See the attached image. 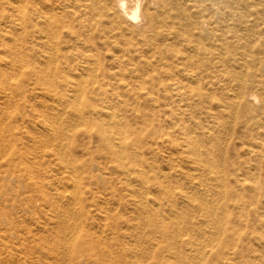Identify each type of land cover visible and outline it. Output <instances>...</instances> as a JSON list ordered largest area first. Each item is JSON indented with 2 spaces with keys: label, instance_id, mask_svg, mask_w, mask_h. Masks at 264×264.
<instances>
[{
  "label": "rangeland",
  "instance_id": "374dc122",
  "mask_svg": "<svg viewBox=\"0 0 264 264\" xmlns=\"http://www.w3.org/2000/svg\"><path fill=\"white\" fill-rule=\"evenodd\" d=\"M22 2L25 5L27 1ZM15 3L0 0V154L2 148L9 151L0 155V264H72L69 232H73L76 211L82 203L88 204L95 221L102 222L105 217L113 224L125 221L120 227L122 239L133 251L132 264H167L146 243L132 240L129 231L143 225L145 215L171 221L190 214L193 207L187 205L185 195L205 187L238 190L249 199V238L242 243L243 257L235 256L229 264H264V107L260 109L257 103L252 114L244 112L250 90L241 92V84L232 74H212L202 68L192 73L182 60L191 47L181 40L175 44L179 57L167 55L161 61L158 54L144 55L148 53L145 45L144 53L124 55L99 31L92 39L85 29H80L84 33L80 40L65 31L61 37L51 35L50 46L43 47L37 43L36 31L32 45L16 19ZM57 40L58 54L67 53L68 60H52ZM30 46L34 47L37 65L46 63L43 55L51 52L50 64L63 67L68 75L35 74L27 62ZM89 52L95 56L88 61L84 53ZM4 56L20 58L24 63L21 71L12 73L2 60ZM234 65L222 66L233 70ZM83 70L90 75L87 79L81 76ZM1 79H8L10 90ZM70 80H80L85 86L83 101L89 100L90 107L86 106L83 119L75 108L78 102L71 99ZM249 82L252 84L251 79ZM92 84L94 91L89 89ZM50 85L64 98L55 99ZM253 91L264 100V75L254 83ZM234 93L239 98L235 99ZM108 108L127 131V168L121 166L103 137L102 123ZM58 126L69 129L61 143L52 140L54 128L62 131ZM188 136L195 139L193 146L200 149L208 168L193 161L191 150L183 145ZM65 164L77 166L78 175L73 172L77 177L72 179ZM76 178L80 186L73 189ZM230 209L234 213L237 210ZM127 223L133 228L127 229Z\"/></svg>",
  "mask_w": 264,
  "mask_h": 264
},
{
  "label": "bare ground",
  "instance_id": "6f19581e",
  "mask_svg": "<svg viewBox=\"0 0 264 264\" xmlns=\"http://www.w3.org/2000/svg\"><path fill=\"white\" fill-rule=\"evenodd\" d=\"M26 1L24 5L22 0H16V16H18L16 19L23 25L22 27L27 32L28 41L32 45L35 42L34 36H36V31L38 32L36 36L37 43L39 47H43V45L50 46L51 35L61 37L65 31H68L72 38L80 40L84 35L80 29H85L92 39L95 36L94 33L99 31L102 38L110 40L113 46L119 47L124 55L127 52L134 54L144 53L142 46L145 45L148 53L144 55L153 57L158 54L157 56L161 61L167 58V55L179 57L180 51L175 47V44L178 42L177 40H181L188 47H191V52H185L182 57L184 67H190L192 73L198 72L195 68H202V70L208 73L211 72L212 74L217 71L219 73L232 74L238 78V82L241 84V92L246 93L247 90H250L247 99L249 100V105L244 109V112L252 114L254 112L253 104L256 105L257 103H259L260 109L264 107V100H261L260 96L253 91L254 83H256L259 76L264 75V0ZM172 39L173 41H170ZM58 45H60V40H57L53 46L56 47V51L53 52L54 57L52 60L59 57L68 60L67 53L58 54ZM27 52L28 67L35 74H44L47 77L55 73L68 75L63 67L58 68L50 64L51 52L43 55L44 59L42 58V61H47H45L46 63L38 64L39 66L36 63L37 58L34 56V47H28ZM84 56L89 61L95 54L89 52L84 53ZM48 59L50 60L48 61ZM2 60L5 61L4 63L7 64L6 66L9 67L12 73H19L24 66L20 58L5 57ZM228 63L231 65L235 64V69L228 70L222 66ZM97 66L95 65V67ZM80 73L83 78L90 76L85 70ZM247 79L249 81L251 79L252 84H250L251 82L247 84ZM1 82L10 90L8 79H1ZM68 86L72 92L70 93L71 99L74 103L75 101L78 102V104L76 103L78 107L75 106L76 111L79 117L83 119L86 106L90 107L89 100L88 102L87 100L83 101L86 96L85 86L80 80H70ZM99 87L101 88L102 85L100 84ZM94 88L95 86L92 84L89 89L94 91ZM51 91L55 99L61 100L64 98L63 93L56 88L53 87ZM9 96L7 97L9 98ZM233 96L235 99L239 98V94L234 93ZM95 110L93 108V111ZM104 114L107 119L102 123L103 137L115 150L121 166L127 168V131L112 109H106ZM56 116L60 117L58 114ZM48 120L50 121V119ZM59 120L61 119L59 118ZM42 121L44 122V120ZM46 126L47 128L49 126V131L52 129L51 125ZM78 126L77 128H79ZM58 127L60 128V126ZM249 128L251 127L249 126ZM1 129L0 132L2 131ZM53 131L52 140L56 143L59 141L61 143V140L66 138V132L68 133L69 129L62 130L61 133L55 128ZM4 132L6 131L4 130ZM186 138L183 141V145L191 150L190 153L193 156V161L198 163L203 169L208 168L207 164L204 163L205 161L200 149L193 146L195 139L191 136ZM5 143H8V141ZM60 148L56 144V151L60 152ZM7 150L2 148L1 152L3 153L0 155L6 153ZM61 153L63 154V152ZM67 154L69 155V151H67ZM63 162L66 161L63 159ZM66 167L72 174V179L77 177V166L76 169L75 166L66 165ZM76 171L77 175L73 173ZM73 182V189H78L80 184L77 186V178ZM146 185L147 183H145ZM74 196L78 197L77 195ZM62 197L64 198V196ZM78 198L77 203L79 202ZM184 198L187 201V205L193 207L190 214L184 215L181 218L177 216L171 221H167V219H153L148 215L142 216L143 220L141 224L143 225L134 227V230L129 231V236L134 238L132 240L139 242L140 245L146 243L148 248H152L155 256L167 264H229V261L235 260V256L236 258L243 257L241 255V251L244 248L242 243L244 239L249 238L247 219L249 214V199H245L244 194L238 190L224 187L223 189L198 188L194 194H187ZM74 200L72 199L75 203L76 201ZM81 202L83 201L81 200ZM86 202H88L87 199ZM100 203L102 202L100 201ZM82 205L83 203L80 204L81 208L79 205V207L72 205L80 208V210L76 211L78 215L75 214L77 217L72 229L73 232H69L71 227L68 231L72 235V264H132L130 259L133 256V251L126 245L129 242H125L122 239L123 228L120 227L122 224H125V221L115 218L117 221L113 224V222L109 223L110 220L106 217L102 222L95 221L91 209L87 208L88 204ZM231 207L237 209L235 213L231 211ZM63 214L65 215V213ZM75 215H72L73 218ZM128 225L130 228L127 229L133 228L131 224ZM64 227L66 228V226ZM139 229H144V232H141L142 230L139 231ZM62 235L67 236L66 234ZM67 237L69 238V236ZM68 238H65L66 243L69 242L67 241ZM63 243L65 242L63 241ZM67 248L65 246L66 250Z\"/></svg>",
  "mask_w": 264,
  "mask_h": 264
}]
</instances>
